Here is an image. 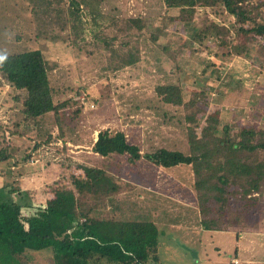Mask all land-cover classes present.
<instances>
[{"label":"rangeland","instance_id":"obj_1","mask_svg":"<svg viewBox=\"0 0 264 264\" xmlns=\"http://www.w3.org/2000/svg\"><path fill=\"white\" fill-rule=\"evenodd\" d=\"M72 1L82 0L56 1L67 12L62 19L46 22L44 11L38 14L34 11L35 6L44 4L40 0H0V52L14 53L26 47H40L51 68L55 99L72 98L74 103L79 97L78 91L89 97L95 107L89 106L88 111L84 109L85 113L78 120L71 119L76 107H70L64 115L69 137L84 139V142L79 139L76 142L87 143L88 151L97 132L109 129L124 131L128 140L140 145L144 151L164 146L188 152V125L180 126L178 121L183 123L190 113L196 115L192 127L199 134L207 124L209 114L215 111L221 114L220 127L227 122L234 124L236 135L245 126L264 129V68L254 65L252 57L224 59L211 37L197 42L189 40L188 47L179 50L183 39H189L190 30L170 21L163 0H98L102 18L97 21L93 20L89 8L82 5L80 13L85 25L75 34L74 21L65 22L66 18H71L69 6ZM205 15L199 12L198 19ZM130 17L146 18L148 30L159 35L158 43L143 40V34L132 28ZM39 33L46 35V39L37 36ZM223 65L227 68L222 69ZM168 83H182L185 102L197 94L196 108L199 110L162 104L155 89L159 84ZM10 90L8 87V92ZM8 97L6 101L11 103L10 93ZM173 115L176 119L168 122L169 116ZM44 118L52 125L45 124ZM44 118L40 120L43 123L41 133L34 132L32 136H39L40 142L46 143L47 136L55 132L56 139L61 142L63 139L55 128L53 113ZM5 125L8 124H2L0 120V131ZM19 139L15 145L23 144ZM14 144L10 153L23 158L15 152ZM50 147L52 151L46 149L45 155L52 159L53 154L60 155L63 161L56 163L64 164L61 169L72 164L68 155L74 147L56 144ZM38 163V159L31 162L33 165ZM88 166L103 167L105 174L114 176L122 185L121 193L117 199L101 196L109 184L101 181L98 175L99 179L88 178L85 189L88 195L76 193L75 200L86 213L92 209V216L99 219L141 220L159 225L162 244L158 264H234L233 260H237V264H264V199L250 206V200H243L241 195L233 196L224 213L220 214L224 223L222 232L214 233V237L206 233L204 244L199 245L202 215L199 214L191 167L180 166L164 172L145 160L131 165L126 156L103 159L93 154L88 155ZM98 173L102 175L101 171ZM168 174L174 178L165 186ZM19 182L18 179L17 187L23 189ZM29 182L32 183L30 191H40L43 187L38 185L42 181L36 176L29 178ZM139 182L150 189L165 186L164 191L181 196L180 201L185 204L195 199L193 202L199 211L179 204V213L176 200L163 208L157 207L154 204L159 200L150 199L148 191L139 187ZM35 199L44 201L41 196H35ZM149 204L153 205L147 210ZM170 207L174 212H170ZM39 264L50 262L43 258Z\"/></svg>","mask_w":264,"mask_h":264},{"label":"trees","instance_id":"obj_2","mask_svg":"<svg viewBox=\"0 0 264 264\" xmlns=\"http://www.w3.org/2000/svg\"><path fill=\"white\" fill-rule=\"evenodd\" d=\"M56 1L61 2L40 0L44 4L35 6L34 11L36 14L44 11L46 22L62 19L67 10H62ZM163 3L170 21L190 30L189 39H183L179 50L188 47L189 40L197 42L211 37L224 59L252 57L254 65L264 68V0H163ZM82 5L89 8L93 20L102 18L98 0L72 1L71 18H66L65 22L74 21L75 34L85 25L80 13ZM199 12L206 13L201 20ZM129 22L133 29L143 34V40L158 43L159 35L148 30L146 18L130 17ZM37 36L47 37L43 33ZM0 56H6L0 63V82L9 85L12 102L21 106L24 117L0 131V264H39L43 258L50 264H158L160 232L154 223L94 217L93 210L86 213L72 190L67 188L52 191L53 197L44 202L17 187L14 179L22 175L19 169L29 162L31 154L26 149L23 158L15 157L10 148L19 137L25 146L35 140L24 136L22 123L34 122L53 113L59 135L67 142L66 110L76 107L71 118L75 121L88 109L84 111V106L78 107L77 97L75 106L72 98L55 99L51 68L41 48L26 47L14 53L2 51ZM155 90L164 105L199 110L196 108L197 94L185 102L182 83L159 84ZM81 92L77 94L80 96ZM176 117L169 116L168 122L172 123ZM195 120V113H190L183 123L178 121L180 126L188 125V152L164 146L144 151L140 145L131 143L124 131L109 129L99 131L92 151L94 156L103 159L126 156L131 165L145 160L164 169L191 167L202 215L201 226L207 231H221L224 223L220 214L233 196L241 195L243 200H250V206L264 199V129L245 126L236 135L234 124L227 122L220 127L221 114L215 111L209 114L199 134L192 127ZM6 132L12 138L9 144H6ZM52 140L50 134L46 143ZM42 144L35 142V147ZM14 147L18 146L14 144ZM64 147L67 148L66 144ZM99 171L97 167L88 166L81 174L71 177V184L78 193L88 195L85 191L88 178L99 175L102 181Z\"/></svg>","mask_w":264,"mask_h":264},{"label":"crops","instance_id":"obj_3","mask_svg":"<svg viewBox=\"0 0 264 264\" xmlns=\"http://www.w3.org/2000/svg\"><path fill=\"white\" fill-rule=\"evenodd\" d=\"M39 48L40 47H34V49H39ZM8 87H9V85H7L6 83L0 82V120H1L2 124H6V123L9 124V123L13 122V120L16 121V120L24 119V117L21 114V106L14 104V102L10 103V102L6 101L9 98L8 97V94H9ZM40 120L41 119H39V121H36V122L35 121L34 122L26 121V122L22 123L21 129L24 132V136L27 135L26 132H31V134H29L27 136L32 137L35 140L31 144H28L26 146L23 145L24 144L23 143L22 145L20 144V145H17L18 147H15V150H16L15 152L21 154V156H23V157L25 155L26 149H29V153L31 154V158H30L29 162L23 164V166L20 167L19 172L22 175L18 178H15L14 180L17 182V180L19 179L20 180L19 184L23 188L22 190L30 192L34 197L35 196H39V197L41 196L43 198L42 200H44V202L48 198L53 197L52 191H54L58 188L59 189L60 188H69V190H72V192L76 195V193H78V192L75 190V188L71 184V181H72L71 177L74 175L81 174L83 172V169L88 168V155H90V154L94 155V153L92 151V147L98 139V133L99 132H97L96 137L94 138V141L92 142V146H91L90 151H88V144L82 143L85 141L84 139H82L81 137H78V136H75L76 139H74L73 135H72V137H69L71 134L68 135V132H67V138H66L67 142L66 141L63 142L64 140H62L60 142L59 139H56L55 132H52L51 134L54 136L53 137L54 140H52L48 144L43 143L41 146L37 145L35 147V142L40 143L41 140L39 139V136L36 138V136H32V135L34 132H36L38 135H39V133H41L40 129H41L43 123H41ZM44 120H45L44 121L45 124L52 125L45 118H44ZM50 127L51 126H49V128ZM55 128H58L56 124H55ZM58 132H59V130H58ZM78 139L82 140V142L77 143L76 141H78ZM55 140H57L58 142ZM54 144H56V146H58V145L64 146L66 144V146L69 148L70 147L75 148V149H70L71 154L68 155L69 156L68 158L70 160L66 158L72 164L71 165H68V164L65 165L66 166L65 169L64 168L61 169V166L64 165L63 163H61L59 165L56 163V162L63 161V159L60 155H58L57 153L53 154V156H54L53 159L49 158L48 156L45 155L46 149H51V151H52V148L50 146L54 145ZM95 156H98V155H95ZM35 159H38L39 163L37 165L31 164V162L34 161ZM72 165H76V167H73ZM151 165H153V164H151ZM69 166H71V167L69 168ZM153 166L156 167L155 165H153ZM156 168H159V167H156ZM40 169H41V171H39ZM99 169L102 172L101 173L102 178H103L102 181L104 183H106V181H107V184H109L108 185L109 187L104 191L103 195H101V196H104V197L109 198V199L119 198L118 196L121 193L120 191L122 190V185L120 186L119 181H117L114 178V176L105 174L104 172H106V171L103 169V167L99 168ZM160 169L164 170V172H168L167 171L168 169H164V168H160ZM33 176H36V178H39V181H42V182H39V184H38V185L43 186L40 188L41 189L40 191H30L29 190V188H32V183L29 182V178H33ZM168 176H169L168 181L164 184L165 186H167L170 182H172L173 178H174L170 174H168ZM44 180L46 181L45 184H43V182H45ZM124 181H127V180H124ZM164 181H165V179H164ZM120 183H121V181H120ZM180 183L182 184V182H180ZM139 184H140L139 187H142L144 190L148 191L150 199L155 198V199L159 200L158 203L155 202V204H154V205H157V207L160 205V208H163L162 206H165L166 204H170L172 200H176V203H177L176 209L178 212H179V210H181V209H179V204H181L180 206H185L187 208H193V209L199 211V209H197L196 203L193 202V200H195V199H191L190 201L188 200L189 203L185 204V203L180 201L181 196L173 195L171 191H164L163 189H167V188H165V186H163V187L158 186V188L155 187V188L150 189V188H147L145 186H142L143 184L140 182H139ZM136 186H138V185H136ZM159 188H161L162 190L158 191ZM35 193H37V194H35ZM116 194H118V195H116ZM144 198H145V196H144ZM152 205L149 204V208L147 210H150L152 208ZM170 210H171V207H170ZM144 212H146V211H143V213ZM153 212L155 213V211H153ZM170 212H174V211L171 210ZM199 214H200V211H199ZM137 221H141V220H137ZM156 226L159 229V225H156ZM219 232H222V231H207V230H204L201 226L200 235H201L202 239L199 240L200 241L199 245L204 244L205 241L203 239L206 236L205 235L206 233H208L207 236H213L214 233H219ZM201 240L203 242H201ZM161 244L162 243L160 240V246H161Z\"/></svg>","mask_w":264,"mask_h":264},{"label":"built area","instance_id":"obj_4","mask_svg":"<svg viewBox=\"0 0 264 264\" xmlns=\"http://www.w3.org/2000/svg\"><path fill=\"white\" fill-rule=\"evenodd\" d=\"M77 100L80 102V104H81L82 106H84V109H85V110H87L89 106H90L91 108H94V107H95L94 103H92L91 100L89 99V97H88L86 94H84V93L81 94V95L77 98ZM6 138H7V143H8V142L10 143V141H11L12 138H11V135H10L9 132H6ZM233 263H234V264H237L238 261H237V260H233Z\"/></svg>","mask_w":264,"mask_h":264},{"label":"clouds","instance_id":"obj_5","mask_svg":"<svg viewBox=\"0 0 264 264\" xmlns=\"http://www.w3.org/2000/svg\"><path fill=\"white\" fill-rule=\"evenodd\" d=\"M5 59H6V56H0V63H2L3 60H5Z\"/></svg>","mask_w":264,"mask_h":264}]
</instances>
